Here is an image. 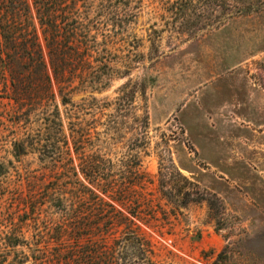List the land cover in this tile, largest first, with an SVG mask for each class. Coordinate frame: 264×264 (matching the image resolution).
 <instances>
[{"label": "rangeland", "instance_id": "1", "mask_svg": "<svg viewBox=\"0 0 264 264\" xmlns=\"http://www.w3.org/2000/svg\"><path fill=\"white\" fill-rule=\"evenodd\" d=\"M38 2L0 0V264H264V0Z\"/></svg>", "mask_w": 264, "mask_h": 264}, {"label": "trees", "instance_id": "2", "mask_svg": "<svg viewBox=\"0 0 264 264\" xmlns=\"http://www.w3.org/2000/svg\"><path fill=\"white\" fill-rule=\"evenodd\" d=\"M183 2H188V0H182ZM236 0H224L225 3H231V2H234ZM35 2L39 3L38 0H35ZM182 5V4H181ZM47 41V47L49 49V54L51 55V68L53 70L56 71V65L58 62H56L55 60H53L54 58H58L59 59V53L58 51L54 48V46L51 44L48 46V44L50 43L49 40H46ZM53 50H55L56 52H53ZM59 66V64H58ZM58 70V69H57ZM190 195L191 194H187L184 198H186V200H183V204L186 205L187 203L191 202V201H196V200H200V199H203L202 196H198L197 198H190Z\"/></svg>", "mask_w": 264, "mask_h": 264}, {"label": "built area", "instance_id": "3", "mask_svg": "<svg viewBox=\"0 0 264 264\" xmlns=\"http://www.w3.org/2000/svg\"><path fill=\"white\" fill-rule=\"evenodd\" d=\"M164 242L170 244L171 240H164Z\"/></svg>", "mask_w": 264, "mask_h": 264}]
</instances>
